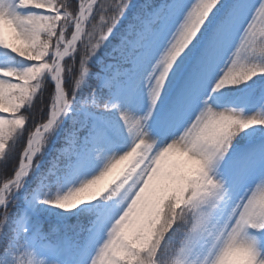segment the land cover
<instances>
[{
	"label": "snow or ice",
	"instance_id": "snow-or-ice-1",
	"mask_svg": "<svg viewBox=\"0 0 264 264\" xmlns=\"http://www.w3.org/2000/svg\"><path fill=\"white\" fill-rule=\"evenodd\" d=\"M0 264H264V0H0Z\"/></svg>",
	"mask_w": 264,
	"mask_h": 264
}]
</instances>
